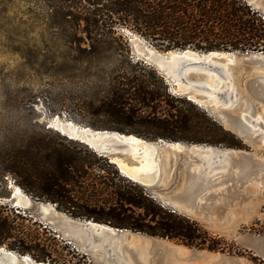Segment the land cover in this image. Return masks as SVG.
I'll return each instance as SVG.
<instances>
[{
    "label": "rangeland",
    "instance_id": "1",
    "mask_svg": "<svg viewBox=\"0 0 264 264\" xmlns=\"http://www.w3.org/2000/svg\"><path fill=\"white\" fill-rule=\"evenodd\" d=\"M246 1L248 4L252 1L264 18V0ZM57 4L50 0H0V100L8 109H23L35 128L34 132L9 141L7 146H0V213L9 218L13 232L12 238L1 247L18 253L9 249L8 245L22 248L20 240H23L31 255L40 256L41 250L48 252L49 264H264V258L252 245L256 239H264V98L253 94L250 83L256 79L264 80V63L249 66L244 63L246 58L259 53L264 55V48L234 53L236 65L230 69L233 75L229 77L232 80L230 87L222 81L217 94H214L220 104L213 103L202 108L186 95L173 94L171 86L165 81L171 93L169 104L158 101L155 106L143 107L133 101L128 108L136 113L126 126L106 114V100L112 98L117 88H122V83H128L129 78L141 73L136 63H142V58L148 59L154 68L158 67L155 57L146 56L148 45L152 51L164 52L157 51L145 39L126 28H116L113 35L89 36L83 31V25L70 26L66 17L60 14L62 10ZM131 36L141 39V45L139 40L133 43ZM197 62L199 59H186V69L189 70L179 77L173 74L170 84L183 83L181 79L184 78L183 85H186L190 95L209 100V94L203 92L206 85L196 83L207 78V73L194 70ZM219 76L224 78L221 74ZM149 79L153 81L151 77ZM253 84L257 87V82ZM232 90H235L234 94H230ZM232 95L235 101L238 100L236 109L221 104L223 101L230 102ZM171 107L190 111L192 115L196 113L195 107L222 124L224 119H221L220 112L226 110L235 114L246 108L245 113L251 119L248 136L251 138H243L233 129L222 126L226 132L221 135L223 144L178 141L185 150L179 153L175 163L159 151L161 173L157 181L146 188L159 202L171 206V197L185 188L190 165L198 164L202 174L215 181L197 198L198 207L191 212L179 209L177 213L195 222L202 233L208 234L209 240L218 243L219 249L215 251L188 246L180 240L151 237L155 246L148 252L131 249L127 244V248L120 247L122 237L116 244L117 249L122 248L121 253L116 254L99 237H85L83 240L82 237L77 238V231L64 226L60 220L65 217L61 213L74 220L79 218L70 216L49 200L35 197L34 192L40 186L37 181L29 179L35 174L26 172L17 177L9 172L16 164L21 166V162L27 165L26 170L30 169L26 158L20 156L43 144L66 146L74 153L81 149L89 150L87 145L72 141L58 132V126L67 122L92 130L117 131L114 129L124 128L127 135L151 142L153 140L148 138L145 120L151 118L150 113H166L173 110ZM178 136L186 138L187 135L181 133ZM195 145L212 148L215 152L206 159L194 158L187 148ZM220 151L229 152L235 163ZM108 156L128 165H137L139 154L111 149ZM91 159L96 166L105 165ZM15 187L30 198V205L24 208L17 205L13 196ZM82 192L75 188L70 195L77 201L85 196ZM50 204L55 211L50 207L44 210L43 206ZM128 231L125 243L131 234H137ZM65 232L67 237L63 236ZM70 241L76 247L68 243ZM172 248L175 251H171ZM169 251L172 252L170 257L167 256Z\"/></svg>",
    "mask_w": 264,
    "mask_h": 264
},
{
    "label": "trees",
    "instance_id": "2",
    "mask_svg": "<svg viewBox=\"0 0 264 264\" xmlns=\"http://www.w3.org/2000/svg\"><path fill=\"white\" fill-rule=\"evenodd\" d=\"M50 2H58L62 10L60 14L66 17L67 23L74 27L83 25V31L89 36L113 35L116 28H126L145 39L157 51L192 49L204 53H244L264 48V18L246 0ZM141 62L136 63L141 73L129 78L128 83H122V88H117L104 105L106 114L126 126L136 113L128 108L133 101L150 107L158 101L168 103L171 94L158 70ZM171 109L166 113H150L151 118L145 120L148 138L209 145L224 143L221 135L226 132L216 118L195 107L193 115L190 111ZM114 130L127 135V129ZM181 133L186 134L188 139L179 137ZM24 155L20 157L26 158L30 169L26 170L27 165L21 162V166L16 164L9 172L17 177L26 172L35 174L33 178L29 177L40 186L34 196L57 204L74 218L93 220L150 237L180 240L185 245L210 251L219 249V244L209 240L208 234L202 233L195 222L152 198L145 187L122 175L115 164L90 149L74 153L66 146L43 144ZM91 158L105 165L96 166ZM75 188L83 190L82 196L85 195L77 201L71 196ZM67 204L71 206H65ZM12 233L9 218L0 213V246L12 238ZM20 243L22 248L10 245L8 248L21 255L29 254L37 262H51L48 252L41 250L42 255H31L30 250L24 247V241L20 240Z\"/></svg>",
    "mask_w": 264,
    "mask_h": 264
},
{
    "label": "water",
    "instance_id": "3",
    "mask_svg": "<svg viewBox=\"0 0 264 264\" xmlns=\"http://www.w3.org/2000/svg\"><path fill=\"white\" fill-rule=\"evenodd\" d=\"M139 41L140 42L138 44L141 45V43H142L141 39ZM148 47L151 48L150 45H148ZM149 48L146 49V51H145L146 56L147 55H150V56L153 55L156 57V60H154L155 63L156 62L159 63V60H160V61H162V63L167 65V68L165 70L161 69V67L159 65H157L158 67L156 69L162 75V77H164L165 81L169 84L171 83L170 79L173 78V76H172L173 74L175 75V77L176 76L179 77L181 75V73H182V75H185V72H187V70H189V69H186L187 68V64L185 65L186 59H197V60L199 59V62L196 63L198 65L194 68V70L197 72L207 73V78L205 80H197L196 83H201V84L206 85L205 91L203 90V92H206V94H217L216 91L219 90L222 81H224L226 83V85H228V86H230V84H231V81H232L231 78L229 80V77H231V75L230 74L228 75V73H229L230 67L234 66V64L236 65V63H235L236 58H235L234 53H238V52L212 51V52L204 53V52L194 51L192 49H185V50L166 51L164 53H155L154 51H152ZM151 52L154 54H151ZM155 54H157V55H155ZM172 55H174L175 63H177V64H175V67H170L168 69L167 62H169L171 60V58H173ZM254 57L246 58L244 60L245 61L244 63L247 64V66H249V64H263L264 63V60L257 59ZM142 61H144V63L147 65H152V63L148 59L142 58ZM226 65H228V66H226ZM219 74H221V76L224 78L221 79ZM210 78L216 79V82L218 84L210 85L211 84L210 83L211 81H209ZM183 79L184 78H182L181 80L184 84ZM254 81L257 82V87L255 86V84H253ZM250 83H251V86L253 89V91H252L253 94L260 96L261 98H264V80H260V79L257 80L256 79V80H253V82L251 81ZM185 86L186 85H184V87ZM229 91H230V88H228L227 92H229ZM182 92H183V94H189L187 89H184V88H183ZM230 94H233V92H231ZM233 98H234V96L232 95L230 102L223 101V103H221V104L224 107H227L230 109H236L237 108L236 101ZM204 104L198 103L197 105L200 107H206V106L213 104V101L210 99V100H207V103H204ZM245 112H247L246 108L244 110H242V112L239 111L238 113H235V114L227 112L226 110H223L222 112H220L221 113L220 115H221L222 120L226 119L231 124V126L233 127V130L235 132L242 135L243 138H248V136H250L249 132H251L250 131L251 119L249 117V114L247 115ZM219 123L221 124V126H224L222 124V122L219 121ZM98 133H103L102 137H109L112 145L105 146V147H92L88 143H84L82 141L80 143L87 145L90 149H92L99 156L108 158L110 163L115 164L120 172H121L120 167L115 162H111L112 160L108 156V152L111 149H113V150H116L118 152L130 153L135 147H141V148H139V151H138L141 154L139 153L140 156H138L137 165H139L140 163H144L147 160L148 165L150 164L155 169V171H154V173H143L141 175H138L137 177H135L133 174H131V176H128L129 177L128 179L132 180L133 182H135V183H137V184H139L145 188L154 184L157 181L159 174L161 173V167L159 165V158H158L159 151H161L160 154H163L164 156H168L170 161L172 163H175V161H177V159H178L179 153L181 151L185 150L183 145L180 148H173V146L170 145L173 142H167L164 140H158L156 142H153V141L150 142V141L144 140L145 143L139 146V144H135V142L128 139V137L131 135H126V134L119 133L116 131L92 130L90 128L88 129L87 133L81 132L80 139H81V137L91 138L93 135L94 136H101V134H98ZM142 147H146L148 150H150L152 152L150 155V156H153L152 159H151V157L145 158L142 156V150H141ZM191 147L192 146L188 147L187 149L189 150V149H191ZM197 147H199L201 149L200 151L207 152L206 151L207 149L202 148L199 145ZM220 152H223V151H220ZM220 152H218V153H220ZM194 158H196V157H194ZM200 161H202V160L200 159ZM204 163H206V162H204ZM191 167L192 166H190L189 170H188V177L186 179L185 188L181 192L176 194L175 196L171 197V203H172L171 206H169L165 203H162L164 206L169 207L173 212H177L179 209L184 210L186 212H191L194 208L198 207V202L196 201L197 198L202 195V193L204 192V190L208 186L211 187L212 183L215 181L212 178L207 177L206 176L207 174L203 175L202 174L203 171L201 169H200L199 173L198 172L196 173L193 170H191ZM194 195H195V197H194ZM151 196H152V198L155 199V197L153 195H151ZM50 206H52V205H50ZM50 208L55 211L54 206L50 207ZM65 216L68 220L71 219V221H73V222H68V220L66 218H64V219L62 218L60 221H62L63 225L68 227V229L73 228L75 231L79 232L80 236L83 238V240L85 237L90 238L92 236L94 239H98V237H99V239H102L103 242H106V245L110 247V250H114L116 254L120 255V252L118 251V249L116 247V244L119 240L122 239V237H121L122 229L114 228V230H116L115 232L117 234H111L109 232H101V230H94V228H92L93 227L92 225H95L98 223L94 222L92 224V223H90L89 220H84V221L80 220V219L74 220L72 218H69L67 215H65ZM97 226H99V225H97ZM111 228H113V227H111ZM252 245L254 248L257 249V251L260 253V255L264 258V239H256L253 241ZM2 248H5V247H2ZM0 250H2V249H0ZM5 250H7V249L5 248ZM11 256L12 257H10V258H5V257L3 258L2 254L0 253V264H49L48 262H37V261L33 260L29 255H21V254H18L16 252H13V254Z\"/></svg>",
    "mask_w": 264,
    "mask_h": 264
},
{
    "label": "bare ground",
    "instance_id": "4",
    "mask_svg": "<svg viewBox=\"0 0 264 264\" xmlns=\"http://www.w3.org/2000/svg\"><path fill=\"white\" fill-rule=\"evenodd\" d=\"M249 5L253 6L256 10H259L258 7H256V6L253 5V2L252 1L249 2ZM131 40H132L133 43L139 42L138 41L139 38H137L136 36H131ZM172 51H174V50H172ZM154 52L155 53H158L156 51H154ZM151 54H154V53L151 52ZM155 55H157V54H155ZM262 55L263 54H260L259 53L254 58L264 60V55L263 56ZM152 56L153 55H151V56L149 55V57H152ZM172 56H173V58H171V60L169 62H167L168 69L170 67H175V64H177V63H175L174 55H172ZM153 57H155V56H153ZM138 60H140V59H138ZM154 60H156V57L154 58ZM159 63L156 62V64L159 65L161 67V69L165 70L167 68V65H165L164 63H162V61L159 60ZM226 66H228V65H226ZM230 69H231V67H230ZM230 71L231 70H229L228 75L229 74L231 75ZM209 81H211L210 82L211 83L210 85H216V84H218L216 82V79H211L210 78ZM169 85L171 86V91L173 92V94L184 95V96L186 95L189 100H191L192 102H195L197 104L198 103H200V104L207 103V100L198 99L194 95L183 94V92H182L183 88L184 89H187L186 87H184L183 83H179L178 82L177 85H174V84H169ZM232 92L234 94L235 93V90H232ZM209 96H210V99L213 101L214 104H220L218 102V100L216 99V96L214 94H209ZM236 102H238V100H236ZM223 124H224V126L227 129L228 128L231 129V130L233 129V127L231 126V124L226 119L224 120V123ZM88 129H89L88 127H79L77 125L72 124L71 122H67L66 124H63L61 126H58V132L61 133L63 136H66L68 139L70 138V140L77 141V142H81L82 141L84 143L90 144L92 147H105V146L112 145L111 144V140L109 139V137H102L103 136L102 135L103 133H98V134H101V136H94L93 135L91 138L81 137V139H80L81 132L87 133ZM248 138H251V137H248ZM128 139L131 140V141H133V142H135V144H139V146L145 143L143 139H141V138H139V137H137L135 135L129 136ZM170 145H172L173 148H180L182 146V144L180 142H173ZM197 146L198 145L192 146L191 149L188 150V153L190 154V156H193V157L196 156V157H201L203 159H206V157H208L209 154L215 152V150L212 149V148H208L206 150L207 152L200 151L201 149L199 147H197ZM139 148H141V147H135L130 153H132V154H139L140 153V152H138L139 151ZM141 150H142V156L143 157H145V158L151 157V159H152L153 156H150L151 153H152L150 150H148L146 147H142ZM140 154H139V156H140ZM223 154H227L226 157L227 158H230L232 160V163L233 162L235 163V160L233 161V159L231 157V154L229 152H225V153L223 152ZM111 160H112L111 162H115L116 164H118V166L120 167L121 172H122V173L121 172L120 173L122 175L124 174V176L127 177V178H129L128 176H131V174H133L135 177H137L138 175H141L143 173H154V171H155V169L150 164L148 165L147 160L144 163H140L139 165H131V166L128 165V164H126V163H124V162H122L120 159H117V158H111ZM191 170H193L196 173L197 172L199 173L200 172V167H199L198 164H195V165H192ZM235 175H238V174H235ZM215 179L217 180V178H215ZM13 196H14V198H16L17 205H19L20 207L22 206L24 208V207L30 205V198L28 196H26L18 187H15L13 189ZM31 203H32V200H31ZM50 205L43 206L44 210L46 211L47 209H49V207H53V205L52 206H50ZM60 215L61 216H64L66 218V216L64 214L61 213ZM68 222H73V221H71V219H69ZM90 223L93 224L94 222L93 221H90ZM97 225H99V226H97ZM92 226H93L92 228H94V230H101V232H109L111 234H117L115 232L116 230H114V228H111L110 226H107L105 224L98 223V224H95V225H92ZM72 230H73V228H72ZM72 230H70V231L72 232ZM127 232H129V231L128 230H122L121 237H123V242H121V244L119 243L120 244V247H126L127 248V246H126V244H127L131 249H135V250L136 249H141V250L144 249L146 251L149 250L148 252H150V250L153 248V246H155V244L153 242V238H151V237H145V236H142V235H138V233L137 234H131V236L129 237V239L125 243V238L127 236V234H126ZM68 233H70V232H68ZM75 235L78 236L77 238L82 239L79 232H77ZM63 236L64 237H67V233L65 232V234H63ZM81 242L82 241H80V243ZM69 243L70 244H73L74 246L76 245L72 241H70ZM168 245H171V244H168ZM160 246H162V245H160ZM160 248H162V247H160ZM0 249H2V250H0V253L2 254V257L3 258L4 257L5 258L12 257L11 256L13 254L12 251L5 250V248H2L1 246H0ZM121 249L122 248L118 249V251L120 253H121ZM171 251H175V249L172 248ZM171 251L168 252V254H167L168 257L171 256V253H172Z\"/></svg>",
    "mask_w": 264,
    "mask_h": 264
},
{
    "label": "clouds",
    "instance_id": "5",
    "mask_svg": "<svg viewBox=\"0 0 264 264\" xmlns=\"http://www.w3.org/2000/svg\"><path fill=\"white\" fill-rule=\"evenodd\" d=\"M34 131L35 128L23 109H8L0 100V146H7L17 136Z\"/></svg>",
    "mask_w": 264,
    "mask_h": 264
}]
</instances>
